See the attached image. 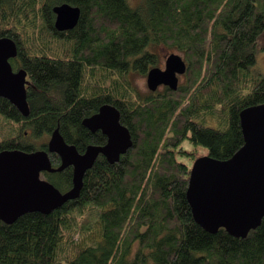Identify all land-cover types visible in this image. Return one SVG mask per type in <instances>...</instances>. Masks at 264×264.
<instances>
[{"label":"trees","instance_id":"1","mask_svg":"<svg viewBox=\"0 0 264 264\" xmlns=\"http://www.w3.org/2000/svg\"><path fill=\"white\" fill-rule=\"evenodd\" d=\"M63 3L80 16L58 31L52 8ZM263 33L264 0H0V39L15 42L10 66L27 75L26 113L0 96V151L46 150L55 129L79 153L103 145L82 121L104 104L132 140L117 162L97 156L75 199L0 218V264H264V217L243 238L206 231L178 159H197L185 140L218 160L242 146L241 115L264 102L254 68ZM157 45L182 52L187 69L175 90L141 93L129 75L158 66ZM59 165L49 153L40 177L64 192L72 167Z\"/></svg>","mask_w":264,"mask_h":264},{"label":"water","instance_id":"2","mask_svg":"<svg viewBox=\"0 0 264 264\" xmlns=\"http://www.w3.org/2000/svg\"><path fill=\"white\" fill-rule=\"evenodd\" d=\"M54 27L72 29L78 22V7L63 3L52 8ZM16 54L15 42L0 39V96L26 113V72H14L9 58ZM184 58L169 54L164 67H151L146 73V86L154 92L160 86L175 90L179 76L186 72ZM82 124L91 132L100 130L106 136L104 145H88L79 153L67 144L58 129L47 142V149L32 152L0 151V218L12 223L27 212L48 214L68 200L75 199L82 187L85 172L99 154L109 163L117 162L131 146L128 129L120 123V113L110 104L86 117ZM242 146L229 158L202 157L190 171L186 200L194 221L208 232L223 228L229 235L245 237L264 217V102L251 106L241 115ZM49 153L60 158L59 170L72 167V186L62 192L40 173L49 167Z\"/></svg>","mask_w":264,"mask_h":264},{"label":"rangeland","instance_id":"3","mask_svg":"<svg viewBox=\"0 0 264 264\" xmlns=\"http://www.w3.org/2000/svg\"><path fill=\"white\" fill-rule=\"evenodd\" d=\"M139 0H130V3L132 5H135L136 2H138ZM151 48V47H150ZM154 51L158 54V59H159V64L158 66L160 68L164 67V61L165 58L171 54V53H176L179 54L181 56H183L182 52L178 51L175 48H169V47H165L163 45H157L153 47ZM254 68L256 71L260 72L261 74L264 75V33L262 34V36L258 39V43H257V51H256V56H255V65ZM130 81L132 83V85L141 93H146L148 92V88L146 86V75H141V74H137V73H132L129 75ZM183 79V75L179 76V83L182 81ZM178 83V84H179ZM163 88V86L158 87L157 90H161ZM49 139V138H48ZM195 145H193L190 141L185 140L182 143V147L185 150H192L193 148L196 149V154H197V159H200L204 156H206L207 154V147L201 144H197L196 147H194ZM178 159L182 162H184L185 164H187L188 167L192 168L194 165L195 161H192L191 159H189L186 156H179ZM196 159V160H197Z\"/></svg>","mask_w":264,"mask_h":264},{"label":"flooded vegetation","instance_id":"4","mask_svg":"<svg viewBox=\"0 0 264 264\" xmlns=\"http://www.w3.org/2000/svg\"><path fill=\"white\" fill-rule=\"evenodd\" d=\"M26 79H27V76H26ZM106 137V136H105ZM107 139V138H106ZM106 143V142H105ZM104 145V144H103Z\"/></svg>","mask_w":264,"mask_h":264}]
</instances>
